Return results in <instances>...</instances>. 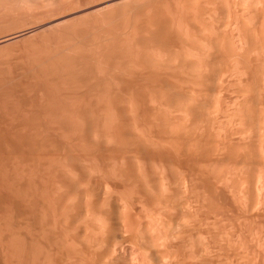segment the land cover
Returning a JSON list of instances; mask_svg holds the SVG:
<instances>
[{
    "label": "rangeland",
    "instance_id": "374dc122",
    "mask_svg": "<svg viewBox=\"0 0 264 264\" xmlns=\"http://www.w3.org/2000/svg\"><path fill=\"white\" fill-rule=\"evenodd\" d=\"M0 264H264V0H0Z\"/></svg>",
    "mask_w": 264,
    "mask_h": 264
},
{
    "label": "bare ground",
    "instance_id": "6f19581e",
    "mask_svg": "<svg viewBox=\"0 0 264 264\" xmlns=\"http://www.w3.org/2000/svg\"><path fill=\"white\" fill-rule=\"evenodd\" d=\"M71 28V27H70ZM63 62H64V60H65V58L64 59H61ZM68 60H69V58H68ZM67 62V60L64 62V63H66ZM68 63V62H67Z\"/></svg>",
    "mask_w": 264,
    "mask_h": 264
}]
</instances>
